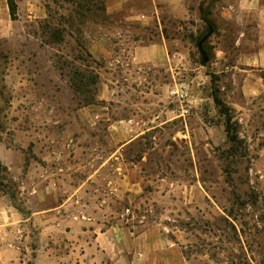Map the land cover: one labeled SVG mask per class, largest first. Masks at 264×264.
Segmentation results:
<instances>
[{"label":"rangeland","instance_id":"374dc122","mask_svg":"<svg viewBox=\"0 0 264 264\" xmlns=\"http://www.w3.org/2000/svg\"><path fill=\"white\" fill-rule=\"evenodd\" d=\"M14 1L21 4L16 33L0 38V207L10 214L0 244L18 250L13 262L38 264L43 243H61L71 264L68 234L103 221V228L157 225L178 245L180 264H264V0H185L189 11L181 17L169 14L168 0H160L158 11L151 0H129V20L107 15L108 0ZM33 5L37 17L29 14ZM206 8L210 23L202 18ZM57 29L61 41L52 37ZM208 32L203 64L198 42ZM96 39L109 40L118 52L113 59L90 52ZM149 39L167 42L180 73L166 67L124 72L120 49ZM65 62L88 64L99 83L75 91ZM103 81L111 94L101 100ZM182 85L186 102L173 94ZM94 94L116 119L140 110L147 123L140 121L136 133L148 130L118 144L106 123L85 124L78 108ZM214 95L230 108L243 140L236 153ZM183 107L189 112L180 117ZM169 111L174 120L155 121ZM115 150L105 170L92 174L101 153ZM58 166L71 167L73 182L90 177L81 192L90 201L56 208L57 190L41 184ZM126 208L130 214L122 219ZM45 227L50 234L42 239Z\"/></svg>","mask_w":264,"mask_h":264},{"label":"crops","instance_id":"0c3cea01","mask_svg":"<svg viewBox=\"0 0 264 264\" xmlns=\"http://www.w3.org/2000/svg\"><path fill=\"white\" fill-rule=\"evenodd\" d=\"M129 0H108L105 12L107 15H124L126 20L131 19V13L128 12L129 8L126 5ZM153 5H155L156 10H159L160 0H151ZM18 7H21L18 1H15ZM169 14L173 16H185L189 11L185 0H168ZM35 7L29 9V14L31 13L34 17H37L35 13ZM44 11V10H43ZM39 12L42 13V8L39 7ZM32 17L31 15H29ZM127 16V17H126ZM16 19H12L9 9L8 0H0V38L13 36L16 33ZM149 23V22H147ZM146 27V25H143ZM107 39H96L93 40L90 46V52L93 55L103 56L105 59L111 58L118 53L115 49L111 50V45ZM118 41L115 45H118ZM115 48V46H113ZM125 48L120 49V56L126 57L124 67V72L127 75H131L136 72V68L145 69V71H150L155 69V67H166V71H171L173 75L180 73L175 67L177 62V55L170 54L168 50V45L166 41H155L149 39L133 41L132 44H126ZM122 58V57H121ZM122 60V59H121ZM108 71L103 72L105 75ZM111 94V89L108 84L103 81L99 91V97L104 100ZM143 111V110H142ZM165 112V110H163ZM78 113L85 124L91 126H97L102 122L106 123L108 131L111 132L116 143H127L135 138L137 135H141L147 129L136 133L140 130L142 125L140 121L147 123L143 114H140V110H135L130 116H123L118 119L114 118L111 114L110 107L106 104H89L82 105L78 108ZM185 115L183 109L180 111L178 116ZM165 118L166 122L174 120L173 114L170 111L167 114H155V121ZM154 120L149 118L148 121ZM91 123V124H90ZM87 124V125H88ZM136 134V135H135ZM78 143V142H77ZM79 144H77V150L75 157L79 155L80 152ZM79 151V152H78ZM87 155L90 154V150H84ZM117 150L102 152L101 157H103L102 163L99 165L98 169L92 174L100 169L105 170V165L116 155ZM45 153L48 154L47 149ZM95 154L94 152L91 154ZM72 166V165H71ZM57 171L54 173H45L43 183L41 184L42 190L53 189V186L57 190V204L56 208H63L68 206H74L75 203H83L88 198H82L81 192H83L86 183L89 180H84L82 183L73 182L70 176L73 170L64 166L56 167ZM54 175V176H53ZM45 182V183H44ZM60 191V192H58ZM64 191L67 193L64 195ZM190 195L193 194L194 190H188ZM1 203L3 202L0 200ZM88 201H90L88 199ZM0 203V204H1ZM89 203V202H88ZM85 203V205H89ZM92 205V204H90ZM10 219V214L8 209H1L0 207V241L5 238V233L3 232L5 225L8 224ZM47 219V218H46ZM48 222V220H45ZM101 222V221H100ZM92 222L93 225H88L86 227H81V231L76 232L78 234H73L70 232L68 237L72 239L71 241V251L69 257H72L73 262L71 264H180L183 260L178 245L172 243L164 233L161 232L157 225H151L149 227L139 229L137 225H129L123 222H114L111 225L102 227L103 221ZM70 223L74 226L76 222L71 220ZM62 224V223H61ZM73 231V230H72ZM50 234L47 227L41 232V237H48ZM58 234H56L57 237ZM0 264H16L13 262V258L18 255V250L11 247L8 243L0 244ZM62 244L59 246H41L36 255V263L38 264H69L65 262L64 251ZM79 255V258H74L73 255ZM84 257L87 259L85 260Z\"/></svg>","mask_w":264,"mask_h":264},{"label":"trees","instance_id":"16d2710c","mask_svg":"<svg viewBox=\"0 0 264 264\" xmlns=\"http://www.w3.org/2000/svg\"><path fill=\"white\" fill-rule=\"evenodd\" d=\"M10 14L12 19H16L17 5L14 0H8ZM100 7L103 8L101 5ZM86 13V11H82ZM211 10L206 8L203 10L202 18L205 19L206 22H211ZM49 27V26H48ZM210 31L214 32L215 30H211L214 27L212 24L209 26ZM50 29V27H49ZM52 30V29H50ZM52 37L57 41L62 40V32L57 30L52 31ZM88 55L91 57L92 55L88 52ZM86 61V60H85ZM66 63L68 71V77L70 85L75 89V91L80 92L83 90L90 91V86L97 85L99 83V74L93 70H89L90 66L85 64V68L81 69L77 64ZM215 103L219 108L220 112L226 116V131L229 141L231 142V146L229 148L230 152L236 153L238 152V148L241 147L243 140H241L236 132V128L231 124L232 117L230 114V108L226 106V104L216 95H214ZM101 102L98 100L96 95H92L91 98H86L85 105L89 104H100Z\"/></svg>","mask_w":264,"mask_h":264},{"label":"built area","instance_id":"2783aa9c","mask_svg":"<svg viewBox=\"0 0 264 264\" xmlns=\"http://www.w3.org/2000/svg\"><path fill=\"white\" fill-rule=\"evenodd\" d=\"M173 94L177 97V99L181 102H186L189 99V92L187 90V87L182 85L173 90ZM183 113L187 114L189 112L188 107H183ZM130 214V209L126 208L123 212H121L120 217L122 219L127 218V216Z\"/></svg>","mask_w":264,"mask_h":264},{"label":"water","instance_id":"95a60500","mask_svg":"<svg viewBox=\"0 0 264 264\" xmlns=\"http://www.w3.org/2000/svg\"><path fill=\"white\" fill-rule=\"evenodd\" d=\"M211 33L212 32L204 34L198 42V48L203 56V64H206L209 61L208 51L205 49L204 44L206 40L210 37Z\"/></svg>","mask_w":264,"mask_h":264},{"label":"flooded vegetation","instance_id":"af4514ba","mask_svg":"<svg viewBox=\"0 0 264 264\" xmlns=\"http://www.w3.org/2000/svg\"><path fill=\"white\" fill-rule=\"evenodd\" d=\"M204 47H205L206 50H208L206 44H204Z\"/></svg>","mask_w":264,"mask_h":264}]
</instances>
